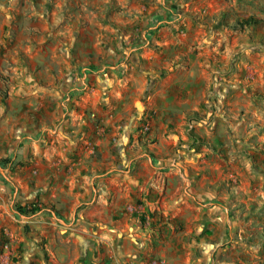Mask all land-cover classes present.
<instances>
[{"label": "crops", "instance_id": "crops-1", "mask_svg": "<svg viewBox=\"0 0 264 264\" xmlns=\"http://www.w3.org/2000/svg\"><path fill=\"white\" fill-rule=\"evenodd\" d=\"M163 5L110 65L81 67L67 55L56 66L32 63L0 102V250L9 264H249L234 255L229 208L203 191L216 179L190 153L187 121L209 80L171 34ZM34 203L35 214L18 213Z\"/></svg>", "mask_w": 264, "mask_h": 264}, {"label": "rangeland", "instance_id": "rangeland-1", "mask_svg": "<svg viewBox=\"0 0 264 264\" xmlns=\"http://www.w3.org/2000/svg\"><path fill=\"white\" fill-rule=\"evenodd\" d=\"M165 1L176 24L171 34L187 44L190 59L209 80L201 110L186 126L187 143L196 146L190 153L203 160L201 173L216 179L203 191L214 189L216 201L231 212L234 255L264 264V0ZM0 5L8 14L3 105L24 67L56 66L66 55L81 67L108 66L115 53L137 42L147 17L164 7L163 0H0Z\"/></svg>", "mask_w": 264, "mask_h": 264}, {"label": "built area", "instance_id": "built-area-1", "mask_svg": "<svg viewBox=\"0 0 264 264\" xmlns=\"http://www.w3.org/2000/svg\"><path fill=\"white\" fill-rule=\"evenodd\" d=\"M143 131L148 132L149 131V124L146 122L143 124ZM38 205L37 204H31L28 207H25L24 209L26 211L31 210V209H37ZM10 262V255L5 251V249L2 250V253L0 254V264H9ZM149 264H163L162 259H155L152 260Z\"/></svg>", "mask_w": 264, "mask_h": 264}, {"label": "trees", "instance_id": "trees-1", "mask_svg": "<svg viewBox=\"0 0 264 264\" xmlns=\"http://www.w3.org/2000/svg\"><path fill=\"white\" fill-rule=\"evenodd\" d=\"M247 22V21H246ZM0 168L4 169L5 167L3 166V164H1L0 162ZM38 209H31V210H28V211H25L23 212L21 209H18V213L19 214H28V213H31V214H35L37 212Z\"/></svg>", "mask_w": 264, "mask_h": 264}]
</instances>
